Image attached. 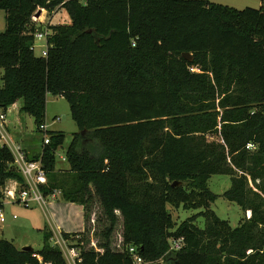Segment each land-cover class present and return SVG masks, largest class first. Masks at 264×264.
I'll use <instances>...</instances> for the list:
<instances>
[{
  "label": "trees",
  "instance_id": "trees-1",
  "mask_svg": "<svg viewBox=\"0 0 264 264\" xmlns=\"http://www.w3.org/2000/svg\"><path fill=\"white\" fill-rule=\"evenodd\" d=\"M56 7L70 21L47 25L46 56H37L31 16ZM0 10V106L7 111L20 101L38 130L51 93L67 101L77 126L65 151L67 175L54 172L62 131L49 130V143L30 156L50 180L44 194L58 188L62 199L86 208L97 199L108 222L101 251L86 246L84 234L62 233L79 248L78 264H132L129 245L162 264H264V0L256 8L209 0H0ZM212 174L230 176L221 195L244 213L234 227L210 207L218 196L207 185ZM8 179L23 178L3 145L0 208ZM167 205L198 209L203 227L193 215L175 225ZM117 215L123 250L111 239ZM51 236L45 229L32 251L0 238V264H66ZM179 236L183 246L169 250V238Z\"/></svg>",
  "mask_w": 264,
  "mask_h": 264
},
{
  "label": "rangeland",
  "instance_id": "rangeland-1",
  "mask_svg": "<svg viewBox=\"0 0 264 264\" xmlns=\"http://www.w3.org/2000/svg\"><path fill=\"white\" fill-rule=\"evenodd\" d=\"M240 1V3L234 4L236 5L235 7L243 8L249 6L256 8L261 2V0ZM213 2L222 3L217 0H213ZM36 12L37 11H35V14ZM69 21V16L63 9L55 8L52 11L46 9L38 16H35V32H49L47 29L48 24H64L69 23ZM4 25V12L0 10V31L4 29ZM44 47V39L36 40L33 46L34 54L40 56L41 50L44 49ZM20 103L21 102L18 101L16 105L10 106L7 109V122L10 126L13 124L16 126L19 130L20 137L18 142L22 139L23 143L29 147L28 151L32 155L41 147V134L36 130L33 117L18 110ZM45 117L48 130H60L64 133L63 143L55 152L56 162L54 170L56 176L62 178L64 175H67L68 165L66 160L61 158L65 157V151L72 139L73 133L77 131V126L71 118L67 101L63 97L54 96L51 93H47L46 95ZM47 182L49 185V178ZM207 185L212 192L218 194L217 198L211 203V209L219 218L228 220L232 227L238 225L239 220L244 216L242 209L235 202L229 201L221 195L230 186V176L227 174H212L207 181ZM54 190L58 191L57 197L59 198V202L67 204L68 202L61 197L62 192L60 189L55 188ZM90 201L87 202V206H89L87 208L83 204L75 203L76 208H78V205H81L83 209L81 218V222L83 221V229L80 231L66 232L84 234V236L88 238L86 246L89 247L91 246V242L96 244L103 242L102 231L108 224L107 220L102 215L101 207L97 199H92ZM65 208L66 206H64L63 215L71 216L72 221L75 223L74 226L78 227L79 218L77 214H75L76 212H74V207L67 206V209ZM0 209L5 215V220L0 222V238L13 240L14 244L18 247L30 245L35 250L41 248L44 230L49 228V220L51 221L47 207L45 209L44 205L37 204L36 202L25 206L20 202L4 200L3 206ZM167 209L171 213L175 225L191 215L194 216V224L197 227L201 228L204 225V218L196 215L199 211L198 209H185L182 206L172 207L170 205H167ZM86 214L90 217L89 221L86 218ZM13 215H15V218H13ZM1 228L3 232H1ZM88 229L89 232L87 233ZM120 231L121 218L117 215L115 231L111 237L113 245L119 240ZM63 232L64 231L60 233L61 236ZM1 233L3 234L1 235ZM50 242L55 244L53 234ZM67 243L69 244L68 241ZM62 249L64 250V248Z\"/></svg>",
  "mask_w": 264,
  "mask_h": 264
},
{
  "label": "built area",
  "instance_id": "built-area-1",
  "mask_svg": "<svg viewBox=\"0 0 264 264\" xmlns=\"http://www.w3.org/2000/svg\"><path fill=\"white\" fill-rule=\"evenodd\" d=\"M61 4V3H60ZM59 4V5H60ZM58 7V6H57ZM56 7V8H57ZM40 9V13L45 11V8H37L36 11ZM35 12L31 16V20L34 22L35 20ZM49 32H34L32 47L34 46V42L36 40L44 39L45 47L41 50V55L46 56L47 50V42L46 37ZM2 87V80L0 78V88ZM41 134V147L44 144L49 143V133L48 126L46 123H43L39 126L37 130ZM5 145L13 155V162L16 166L17 171L22 176V181H18L16 179H9L5 182L2 188V203L5 201H15L23 203L25 206H28L30 203L36 202L37 204L43 205L47 200L56 199L58 191L53 190L50 193L44 194L42 187L47 184V176L45 169L43 168V164L39 158L33 159L27 156L24 148L20 143L14 140L12 134L10 132V127L7 122V111L0 106V146ZM40 147V149H41ZM247 148H253V144L248 143ZM65 159V157H62ZM4 198V200H3ZM15 218V215H13ZM5 220V215L0 209V221L3 222ZM93 222V219H92ZM55 244L58 245L62 251L63 257L66 261V264H78L79 258V248L75 246H69L67 241L60 235L56 236ZM169 250H178L184 244V237H171L169 238ZM113 246L118 250H123L125 246L122 245V234L120 231L119 240ZM91 247H93L97 251H101L102 249L97 246L96 243L91 242ZM64 248V250L62 249ZM127 252L130 254L132 264H154L156 262H160L162 264V259L152 262L145 261L141 255L137 252V247L133 245L126 246ZM33 256L37 257L39 261H41V257L37 254H33ZM50 264V263H47Z\"/></svg>",
  "mask_w": 264,
  "mask_h": 264
},
{
  "label": "crops",
  "instance_id": "crops-1",
  "mask_svg": "<svg viewBox=\"0 0 264 264\" xmlns=\"http://www.w3.org/2000/svg\"><path fill=\"white\" fill-rule=\"evenodd\" d=\"M209 1H213V0H209ZM217 1L222 2L221 4H225V5H229V6H233V7L236 6L234 4L241 2L240 0H217ZM9 127H10V132L12 134V137L14 138L15 141L18 142V140L20 138L19 137V130L16 128V126L14 124L12 126L9 125ZM18 143L21 144V146L24 148L27 156H29V157L34 155V154H38V152L40 150V148H39V150L36 153L31 155L30 152L28 151L29 147H27V145H25V143H23L22 139ZM58 199H59L58 197H56V199H53V200L49 199L46 201L45 204H43L45 206V209L47 207V210H48V213H49L50 219H51V221L49 220L48 230L53 234L54 237H56V236H60V233L62 231L71 232V231H80L81 229H83V221L81 222L83 209H82L81 205H78V208H76L75 202L67 201L68 203L66 204V203L59 202ZM64 206H66L65 209H67V206H73L74 207V212H76L75 214H77V217L79 218L78 219V227L74 226L75 223L72 221L71 216H64L63 215L62 212H64ZM1 232H3L2 228H1ZM2 234L3 233H1V235ZM11 241L13 242V240H11ZM18 248H21V247H18Z\"/></svg>",
  "mask_w": 264,
  "mask_h": 264
},
{
  "label": "water",
  "instance_id": "water-1",
  "mask_svg": "<svg viewBox=\"0 0 264 264\" xmlns=\"http://www.w3.org/2000/svg\"><path fill=\"white\" fill-rule=\"evenodd\" d=\"M39 14H40V9L37 10V12H36L35 15L38 16ZM182 56L184 58H186L187 60H190L192 58L191 54L190 53H187V52H183L182 53ZM37 156H38V154H37ZM179 183L180 182H173L172 185H176V184H179ZM21 249L22 250H27V251H32L33 250V248L30 245L22 246ZM154 264H161V263L160 262H156Z\"/></svg>",
  "mask_w": 264,
  "mask_h": 264
}]
</instances>
